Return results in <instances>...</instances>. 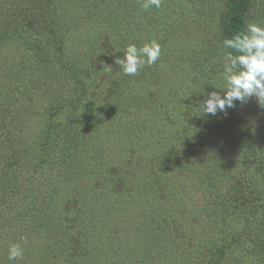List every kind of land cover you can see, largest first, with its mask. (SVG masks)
<instances>
[{
  "label": "rangeland",
  "instance_id": "374dc122",
  "mask_svg": "<svg viewBox=\"0 0 264 264\" xmlns=\"http://www.w3.org/2000/svg\"><path fill=\"white\" fill-rule=\"evenodd\" d=\"M23 1L0 0V27ZM54 4L67 30V52L83 61L89 94L96 97V86L98 97L110 93L112 100V91L123 85L129 126L117 128L109 112L99 123L88 120V142L71 156L82 161L95 156L89 178L79 185L57 179L46 161L64 140L57 137L59 120L53 122L43 107L54 105L58 85L68 95L74 82L60 77L54 83L47 75L38 56L44 34L35 29L0 44V262L11 264L8 245L21 243L24 258L17 264H67L65 239L71 237L78 241L79 264H203L192 257L193 248L207 232L214 245L220 232L219 245L241 236L226 264H264V152L256 155L252 147L257 142L264 149V110L254 99L237 103L226 117L199 116L194 108L200 92L218 91L213 87L221 83L228 0H164L160 9L149 10L137 0ZM248 23L264 26V0H255ZM150 40L162 48L156 65L137 78L124 76L113 61L123 53L114 50ZM50 123L55 132L45 143ZM160 141L180 159L188 158L186 177L175 178L181 183L172 188L156 177L165 155ZM212 143L227 153L216 159L201 155L200 146ZM211 166L227 172L219 194L239 187L254 199L249 216L234 212L223 220L209 209L205 213L215 199L197 188ZM165 214L181 229L176 239L173 225L163 222Z\"/></svg>",
  "mask_w": 264,
  "mask_h": 264
},
{
  "label": "trees",
  "instance_id": "16d2710c",
  "mask_svg": "<svg viewBox=\"0 0 264 264\" xmlns=\"http://www.w3.org/2000/svg\"><path fill=\"white\" fill-rule=\"evenodd\" d=\"M228 2L230 6V17L225 25V35L226 38H231L235 33L245 29L247 17L255 0H228ZM18 5H20V8H15L11 15L7 17L5 23L0 27V44H5L11 37L35 29L40 35L44 34V40L39 48L40 51L38 56L41 62L47 64V75L54 83H58L60 77L74 82V90H71L68 95H64L62 91L63 88H60L58 85V87H56L57 93L54 98V105L52 107H43V111L47 112L53 122L57 119L59 120V127L61 128L59 129V136L57 135V137H61L64 140L62 145L54 148L53 151H55V153L49 156L46 161V169L52 170L53 172L51 174L55 175L59 180L63 179L64 181L67 180V183L70 181V184L79 185L81 180H87L90 176V172L93 168L89 170L88 165H94L97 161L93 155H86L89 161L83 160L84 162L71 156L73 151L75 152L79 147H84V143L88 142V120L92 119L94 122L99 123L109 112L112 113V117L116 120V122H114L117 128L118 126L120 128L129 126L124 115L123 103L121 104L124 92L123 85L117 86V90L112 91V100L110 99V93H102L101 97H98L97 94H99L100 91L96 86H91L92 89L95 88L97 92L95 93L96 97L93 98L94 95L89 94L91 92L89 90L90 87H88L86 81H84L85 75L87 74H85L83 61L79 56L71 55L67 52V47L65 45L67 30L63 28L62 23L56 18L57 14L54 0H24ZM44 48H46V51L41 50ZM229 50L232 51L231 49ZM233 54L235 55L236 53ZM84 65L87 67V64ZM101 91L104 90L102 89ZM130 129L126 130L133 133L134 131L132 128ZM47 130L48 132L43 140L45 143L49 141V137L55 132L53 123L48 125ZM136 135L137 133H134L133 137L138 140L140 136L136 137ZM159 143L161 146L160 151L165 153L163 157V166H160L157 168L158 171H155L154 168L156 166L153 165L152 171L156 172L157 178H163L164 181L167 180L166 182H169V186L172 188L175 186V183H181V181L176 182V179L179 178L180 175L186 177L183 173L184 170L188 168V165H186L188 163L184 160L188 158L180 159L178 156L179 154H176L173 149L167 148L161 141L158 142V144ZM252 147L258 148L254 150L256 155L259 154L258 152H264L261 143L254 142ZM29 152L34 158L36 157L34 149ZM200 153L209 159H216L224 156L227 151L222 144L217 145V143H212L206 146H200ZM16 156L17 153H14L12 156L13 164L15 163ZM186 156H190L188 151H186ZM40 160L37 163H39ZM214 170L216 169L211 166V168L205 170L199 178L201 188L197 189L203 190L205 193L208 192L210 194L209 197L212 196V198L215 199V203L212 202L213 204L211 207L205 209V213H207L209 209L213 214H217L216 217L223 218V220L226 215L234 212H240L249 216L252 209L255 207L254 199L243 193L244 191H241L239 187H233L231 190L225 191L223 195L219 194L222 191V178L227 172ZM212 174H218L219 177L216 179ZM78 177H80V180ZM148 185H151V183ZM154 192L155 191L152 193ZM177 193L180 192L178 191ZM180 194L183 198L182 193ZM133 202H136V200L134 199ZM170 217L171 215H163V222L169 224V226L172 224L171 221L173 220ZM172 225V236L176 239L178 238V231L180 234L181 229L176 223ZM218 233L221 234L218 240H223V233ZM218 240H215L214 245H212L209 232H207V235L205 234L204 237L197 241L195 248H193L194 252L192 257L198 260L203 259V264H226L225 257L229 255L232 244L238 243L241 240V236L232 235L230 239H226V243L222 241L223 243L221 245L218 244ZM65 246L68 251L67 256H69L67 264H79L78 258L80 252L78 249V241L76 240V242H74L71 237H69L65 239ZM210 257L213 258V260H211Z\"/></svg>",
  "mask_w": 264,
  "mask_h": 264
},
{
  "label": "clouds",
  "instance_id": "9594fccd",
  "mask_svg": "<svg viewBox=\"0 0 264 264\" xmlns=\"http://www.w3.org/2000/svg\"><path fill=\"white\" fill-rule=\"evenodd\" d=\"M143 10L160 9L164 0H137ZM221 83L214 89L218 91L200 92L201 98L194 107L199 116H216L223 113L226 117L229 109L237 103L245 105L255 100L257 106L264 110V26L259 23H248L243 31L223 40L222 45ZM231 49L232 51H228ZM122 56L113 55L114 64L124 76L137 78L140 72L156 65L162 56V48L158 41L150 40L139 47L135 43L127 44ZM233 53H236L235 55ZM108 71L112 72V68ZM188 96L185 97L188 98ZM23 243L26 245L27 240ZM25 249L21 243H10L7 248V260L17 264L23 260ZM2 264V262H0Z\"/></svg>",
  "mask_w": 264,
  "mask_h": 264
}]
</instances>
